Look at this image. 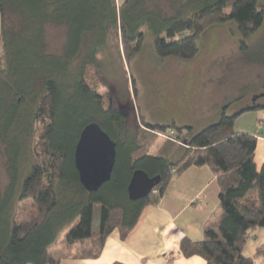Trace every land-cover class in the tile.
<instances>
[{
    "label": "trees",
    "instance_id": "1",
    "mask_svg": "<svg viewBox=\"0 0 264 264\" xmlns=\"http://www.w3.org/2000/svg\"><path fill=\"white\" fill-rule=\"evenodd\" d=\"M229 20L247 39L264 11L257 0H0V153L7 174L0 179V264L97 258L114 230L125 239L143 209L159 204L172 178L203 165L215 176L221 214L204 227L202 239L184 237L181 253L206 264H256L242 250L251 232L264 228V162L259 168L254 162L256 135L233 126L264 102L222 110L197 132L174 121L144 123L143 131H171L156 152L141 151L123 111L111 100L105 107L85 76L101 50L132 55L148 32L159 57L191 60L199 53L197 37ZM48 26L63 30L58 52L47 50ZM91 122L116 143L111 177L96 190L87 189L74 158L80 132ZM35 125L41 133L33 145ZM135 169L160 180L131 200L127 186ZM76 220L57 244L59 232Z\"/></svg>",
    "mask_w": 264,
    "mask_h": 264
},
{
    "label": "rangeland",
    "instance_id": "2",
    "mask_svg": "<svg viewBox=\"0 0 264 264\" xmlns=\"http://www.w3.org/2000/svg\"><path fill=\"white\" fill-rule=\"evenodd\" d=\"M257 1L264 11V0ZM63 34L59 27H47L48 51L58 52ZM196 42L199 53L191 60L161 58L154 50L153 35L148 32L140 49L132 55L121 51L119 56L108 47L97 54L96 67L87 68L86 79L101 94L104 106L111 100L123 111L127 125L135 128L141 151L156 152L171 131H143L144 123L174 121L197 132L216 122L222 110L229 114L264 92V20L247 39L241 38L236 23L229 20L209 25ZM0 68H4L2 51ZM35 130L33 145L39 139L41 126L35 125ZM180 151L178 148L174 156ZM1 153L0 179L5 182L6 164ZM29 163H24L25 171ZM76 222L59 232L57 244H61L65 232Z\"/></svg>",
    "mask_w": 264,
    "mask_h": 264
},
{
    "label": "crops",
    "instance_id": "3",
    "mask_svg": "<svg viewBox=\"0 0 264 264\" xmlns=\"http://www.w3.org/2000/svg\"><path fill=\"white\" fill-rule=\"evenodd\" d=\"M115 1L119 5L124 0ZM233 128L237 132L256 135L254 162L259 168L264 162V108L239 115ZM220 214L214 174L206 165L190 166L169 181L159 204L143 209L125 239L114 230L106 238L97 258L66 257L59 264H206L198 255L183 256L180 243L184 237L202 239L204 227L217 221ZM242 253L254 257L256 264H264V228L251 232Z\"/></svg>",
    "mask_w": 264,
    "mask_h": 264
},
{
    "label": "water",
    "instance_id": "4",
    "mask_svg": "<svg viewBox=\"0 0 264 264\" xmlns=\"http://www.w3.org/2000/svg\"><path fill=\"white\" fill-rule=\"evenodd\" d=\"M263 96L264 93L255 95L253 100ZM115 157L116 143L98 123L91 122L81 130L74 158L87 189L96 190L110 179ZM159 180V175L150 177L144 170L135 169L127 186L129 198L136 200L145 197Z\"/></svg>",
    "mask_w": 264,
    "mask_h": 264
},
{
    "label": "flooded vegetation",
    "instance_id": "5",
    "mask_svg": "<svg viewBox=\"0 0 264 264\" xmlns=\"http://www.w3.org/2000/svg\"><path fill=\"white\" fill-rule=\"evenodd\" d=\"M259 98H260V97H258V98H256V99L253 100V97H252V99H249V101H245V102H243V105H248V104L254 103V102L258 101ZM262 98L264 99V96H263ZM263 99H262V100H263ZM119 108H120V107H119Z\"/></svg>",
    "mask_w": 264,
    "mask_h": 264
}]
</instances>
